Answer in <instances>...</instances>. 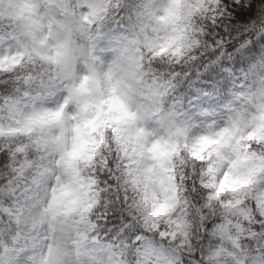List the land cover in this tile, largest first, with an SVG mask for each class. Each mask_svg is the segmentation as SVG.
Returning a JSON list of instances; mask_svg holds the SVG:
<instances>
[{
    "label": "clouds",
    "instance_id": "obj_1",
    "mask_svg": "<svg viewBox=\"0 0 264 264\" xmlns=\"http://www.w3.org/2000/svg\"><path fill=\"white\" fill-rule=\"evenodd\" d=\"M5 149L0 207L73 211L0 264H264V0H0Z\"/></svg>",
    "mask_w": 264,
    "mask_h": 264
},
{
    "label": "snow or ice",
    "instance_id": "obj_2",
    "mask_svg": "<svg viewBox=\"0 0 264 264\" xmlns=\"http://www.w3.org/2000/svg\"><path fill=\"white\" fill-rule=\"evenodd\" d=\"M65 116V109L63 106H57L56 108L46 110L44 114L39 119L40 129L46 130H57L63 126ZM41 151L40 148L36 149ZM24 149H19L16 155H21ZM44 152L41 151V160L43 159ZM11 159L9 150L5 149L4 152H0V166L3 163ZM25 166L30 167L31 161L22 162ZM19 172L23 173L24 167L21 165H13ZM4 181H0L3 184ZM6 192L8 199L14 202V207H0V217H13L17 222L26 221L31 225L33 229L42 225L45 218L55 219L58 214L70 215L73 211L72 209H61L58 205L56 198L53 196L46 206L40 207L39 203L36 201L28 200L23 194L17 196V192L20 191L16 189L15 184L11 188L3 190ZM37 209H39V214L36 215Z\"/></svg>",
    "mask_w": 264,
    "mask_h": 264
}]
</instances>
